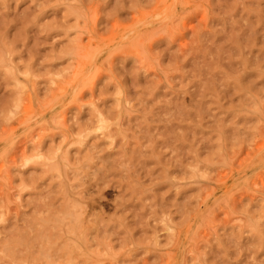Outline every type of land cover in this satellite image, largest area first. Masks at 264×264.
I'll list each match as a JSON object with an SVG mask.
<instances>
[{
    "label": "rangeland",
    "instance_id": "rangeland-1",
    "mask_svg": "<svg viewBox=\"0 0 264 264\" xmlns=\"http://www.w3.org/2000/svg\"><path fill=\"white\" fill-rule=\"evenodd\" d=\"M0 264H264V0H0Z\"/></svg>",
    "mask_w": 264,
    "mask_h": 264
}]
</instances>
